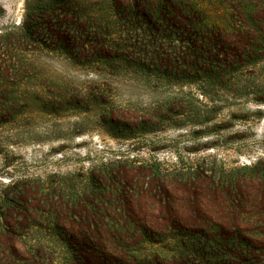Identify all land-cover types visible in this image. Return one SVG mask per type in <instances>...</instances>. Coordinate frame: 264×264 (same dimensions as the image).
Instances as JSON below:
<instances>
[{
  "label": "rangeland",
  "instance_id": "1",
  "mask_svg": "<svg viewBox=\"0 0 264 264\" xmlns=\"http://www.w3.org/2000/svg\"><path fill=\"white\" fill-rule=\"evenodd\" d=\"M156 2L0 0V264H264V33L171 64Z\"/></svg>",
  "mask_w": 264,
  "mask_h": 264
},
{
  "label": "trees",
  "instance_id": "2",
  "mask_svg": "<svg viewBox=\"0 0 264 264\" xmlns=\"http://www.w3.org/2000/svg\"><path fill=\"white\" fill-rule=\"evenodd\" d=\"M224 2L204 4L200 0H157L151 11L159 20L169 21L172 32L179 35L176 40L182 42L181 47L189 49L185 52L181 51L185 53L184 56H178L174 62L170 61L171 64L181 65L180 61L184 65H206L209 56L221 54L219 51H222L223 43L219 39L221 37V40L225 39L222 33L243 34L247 37L253 33L259 35L264 33V0H224ZM145 7L149 8L148 4ZM184 32H188L191 37H181ZM259 35L250 38L256 40ZM6 71L8 76L13 74L12 67H8ZM3 86L0 85V93L4 91ZM229 200H232L230 196ZM219 230L212 229L208 237L210 236L211 242L215 243L214 247L222 248L224 237ZM187 232L192 234L195 231L188 229ZM195 236L196 234H192L190 239L194 242L190 244L192 249H189L190 246L188 247L183 237L176 240L179 249L177 253L187 254L184 255L185 263L190 261L191 254L192 259L196 256L202 257L200 255L204 254L203 250L195 249L196 243L201 244L200 237ZM243 238L240 236L239 241L248 246L249 242Z\"/></svg>",
  "mask_w": 264,
  "mask_h": 264
}]
</instances>
